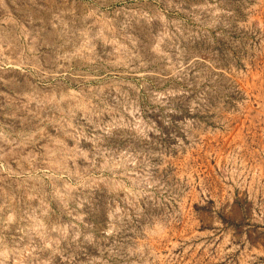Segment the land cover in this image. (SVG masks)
<instances>
[{"label":"rangeland","instance_id":"obj_1","mask_svg":"<svg viewBox=\"0 0 264 264\" xmlns=\"http://www.w3.org/2000/svg\"><path fill=\"white\" fill-rule=\"evenodd\" d=\"M0 264H264V0H0Z\"/></svg>","mask_w":264,"mask_h":264}]
</instances>
